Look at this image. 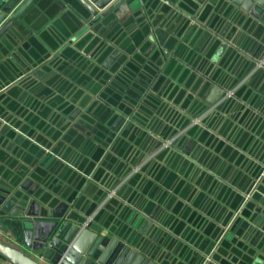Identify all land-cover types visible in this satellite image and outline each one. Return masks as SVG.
Segmentation results:
<instances>
[{"label": "crops", "instance_id": "crops-1", "mask_svg": "<svg viewBox=\"0 0 264 264\" xmlns=\"http://www.w3.org/2000/svg\"><path fill=\"white\" fill-rule=\"evenodd\" d=\"M221 2L209 7V17L217 18L213 23L221 19L231 23L220 29L239 47L234 45L232 51L222 52L215 51L216 43L204 47L202 42L188 58L200 69L198 75L215 77L211 82L227 88L236 80L228 95L236 92L225 98L227 101L208 118L207 125L200 124L206 132L190 154L175 148L176 156L158 152L145 162L155 140L168 136L169 127L151 123L156 105L149 99V91H140L137 97L118 91L139 90L133 83H138L137 78L154 64V49L148 54L150 48L122 53L124 57L119 62L114 60L108 69L96 61L100 58L102 63L110 56L104 51L96 54V60L84 57L80 61L52 58V54L44 67L38 64L23 72L13 89L0 94V177L20 179L32 173L34 182L46 187L51 195L69 197L76 212L91 216L107 236L140 225L146 233L143 236L154 239V246L166 252L169 264H200L204 258L210 264H247L259 258L264 264V216L256 217L259 201L254 200L250 207L245 205L253 173L264 167V30L255 28L250 20L235 18L231 22L221 12ZM224 3L227 9L233 6ZM162 5V0H148L130 10L119 8L103 17L105 22L100 20V32H93L105 40L104 50L111 45L123 52V45L130 47L131 37L144 25L143 16L157 13L155 17L161 19ZM48 10L43 13L44 22L40 17L32 20L33 29H27L22 40L11 43L4 59L18 51L27 52L30 47L23 41L26 39L45 48L61 47L62 39L77 35L78 31L71 29L74 21H70V29L66 28V10L52 4ZM89 30L90 26L82 29L80 36ZM152 42L158 45L156 40ZM88 43L86 40L81 46ZM255 54L262 56L252 65L249 58ZM169 73L180 76L183 69H169ZM116 75L120 80H115ZM202 88L199 81L198 89ZM189 92L188 86L183 94ZM74 93L78 96L72 108L83 103L81 111L70 118L63 111L69 108L65 102L73 99ZM86 94L93 95L92 99ZM102 95L112 103L107 102L113 112L94 101ZM124 99L129 102L121 105ZM118 104L125 111L117 110ZM119 114L124 115V122L117 120ZM201 115L205 116L202 113L198 117ZM146 136L152 138L146 141L142 138ZM43 143L49 144L48 150L55 148V157H46L47 152L40 149ZM98 149L102 152L91 165ZM112 189L115 194L107 199ZM12 234L11 230L0 232L1 237L11 240ZM0 264L8 263L0 259Z\"/></svg>", "mask_w": 264, "mask_h": 264}, {"label": "water", "instance_id": "water-1", "mask_svg": "<svg viewBox=\"0 0 264 264\" xmlns=\"http://www.w3.org/2000/svg\"><path fill=\"white\" fill-rule=\"evenodd\" d=\"M146 1L148 0H0V94L13 89L11 87L20 82L23 72H28L38 64L44 67L47 62L57 56L71 61H80L84 57L96 60V54L104 51L110 56L102 63H100V58L96 61L100 64L99 66L108 69L114 60L117 59L119 62L124 57L122 53L133 54L135 51L142 52L144 48H150L146 51L148 54V51L151 53L154 49L151 56L154 64L147 67L148 73L137 78L139 84L133 83V87L139 90L132 92L130 89L119 88L118 91H126L133 97H137L140 91L142 93L149 91L151 95L149 99L151 98L156 105L151 123L162 128L169 127L168 136L161 135L155 140L153 147L158 148L167 139L177 135L178 137L170 146L158 152H169V157L178 155L176 150H183L190 154L191 148L196 147L197 141L204 138L202 132L206 131L204 127L200 128V124L207 125L208 118L213 113H218V109L227 101L225 98L230 99L232 94L234 95L236 91L229 95L228 91L236 80L231 86L225 88L211 82L215 77L209 74L207 78L198 75L197 71L200 69L190 62L188 54L198 49L202 42L205 43L204 47L208 43L212 45L216 43L215 51L220 49L222 52L225 50L230 52L234 45L239 46L236 40H228L221 32L220 28L223 24L227 23V26H231V23L222 19L213 23L217 18H213V15L209 17L211 11L209 7H215L220 0H162L163 5L159 8L161 19L159 15L155 17L157 13L152 16H143L146 18L145 23L131 37L130 47L123 45L124 51L121 52L108 45L104 50L102 46L105 47V40L93 32H100L97 30L100 20L113 14V11L119 8L130 10L133 6L141 5ZM224 1L230 2L234 7L229 6L227 9L223 5ZM224 1L220 3L221 12L227 19H231V22L235 18H237L236 21L250 20L255 28L264 30V0ZM51 4L54 8L56 5L57 8L61 7L66 10L63 11L68 15L64 19L67 26L65 27L70 29V21H74L71 29L77 30V35L71 36V34L62 39L60 43L63 46L61 47L47 45L45 48L35 40L26 39L23 41H27L30 47L27 52L18 51L10 58L4 59L5 52L12 46L11 43L15 44L19 39L22 40L27 35L26 30L33 29L32 20H38L40 17V21L44 22L43 13H48ZM36 15L38 16L34 17ZM175 16L178 20L174 18ZM180 20L182 21L179 22ZM102 21L105 22L104 19ZM89 26L90 30L83 32L80 36L79 33H82L80 31ZM254 34L257 37L259 33L256 31ZM86 40L89 43L85 48L81 44ZM154 40L158 45L155 42L151 43ZM140 43L143 46L139 47ZM88 49L91 50L88 51ZM201 54L206 53L201 52ZM51 56L52 58L48 60ZM261 56L258 57L256 54L250 56L252 65L256 64ZM7 68H10L11 72ZM169 69L173 71L183 69V74L174 76L173 72L169 73ZM95 70L98 72L97 67ZM110 72L114 70L110 69ZM120 78L119 75L115 76V80H120ZM135 79L134 76L133 81ZM186 81L195 85H187L184 83ZM199 81L203 85L200 90L198 89ZM110 85L115 87L114 82H110ZM188 86L190 92L183 94ZM86 95L87 99L93 97L90 94ZM77 96L78 94L74 93L73 99L67 98L65 102L69 108L64 110L63 114L69 115L70 118L75 117L82 109L83 101L72 108V103L76 102ZM103 97V95L97 96L94 101L113 112V107L108 104L112 103L109 101L107 103ZM84 98L86 99V96ZM126 102L129 101L124 99L120 104L123 105ZM120 104L116 105V109L125 111L119 107ZM202 113L205 116L198 117ZM117 120L125 121L124 115L119 114ZM154 132L157 133L158 130ZM142 138L147 141L152 136ZM184 141L187 143H182ZM40 145L41 151L47 152L46 157H55V148L48 150L49 144ZM153 147L146 156L145 162L158 153L150 158L149 155L157 149ZM101 152L102 149H98L96 154L92 155L91 165L95 163ZM261 168L262 166L253 173L245 192L246 206L250 207L254 200L259 201V204L255 206L256 217L264 216V195L262 193L264 192V167ZM2 178L0 177V232L8 233L11 230L14 240L0 236V259L8 264H169L166 252L162 251L160 246H154L152 242L154 239L143 236L146 233L141 231L140 225L132 231L126 229L124 233L115 232L114 236H107L101 233V228L96 221L91 219V216L87 218V213L76 212V205L69 197L59 194L51 195L46 187L39 182H34L32 173L27 172L20 179L7 178V175ZM108 194L107 199L113 196H108ZM260 262H262L261 259L256 258L247 264H260ZM200 264H210V262L204 258Z\"/></svg>", "mask_w": 264, "mask_h": 264}, {"label": "built area", "instance_id": "built-area-1", "mask_svg": "<svg viewBox=\"0 0 264 264\" xmlns=\"http://www.w3.org/2000/svg\"><path fill=\"white\" fill-rule=\"evenodd\" d=\"M233 92V90L230 92V93H232ZM178 136L177 135H175V136H173V137H171L170 139H167L160 147H158L155 151H153L149 156H150V158L152 157V156H154L159 150H161V149H163V148H165V147H167V146H170L175 140H176V138H177ZM143 163H141V164H139L138 166H136V167H134L133 168V171H136V170H138L140 167H141V165H142ZM115 193V189H112L111 191H110V193L108 194V196H111V195H113Z\"/></svg>", "mask_w": 264, "mask_h": 264}]
</instances>
